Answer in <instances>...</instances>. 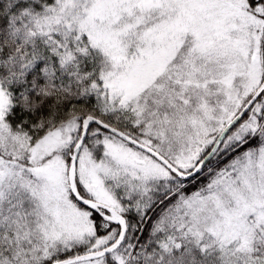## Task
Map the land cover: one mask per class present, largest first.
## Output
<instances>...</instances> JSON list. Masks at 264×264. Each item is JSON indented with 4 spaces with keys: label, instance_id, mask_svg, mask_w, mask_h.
I'll use <instances>...</instances> for the list:
<instances>
[{
    "label": "snow or ice",
    "instance_id": "6c2138e0",
    "mask_svg": "<svg viewBox=\"0 0 264 264\" xmlns=\"http://www.w3.org/2000/svg\"><path fill=\"white\" fill-rule=\"evenodd\" d=\"M0 264H264V0H0Z\"/></svg>",
    "mask_w": 264,
    "mask_h": 264
}]
</instances>
